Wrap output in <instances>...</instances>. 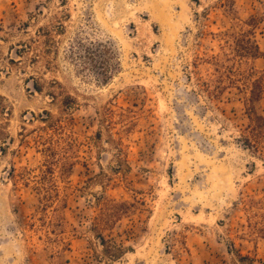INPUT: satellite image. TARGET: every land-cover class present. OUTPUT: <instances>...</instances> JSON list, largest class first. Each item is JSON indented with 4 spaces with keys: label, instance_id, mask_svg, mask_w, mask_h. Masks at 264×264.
Returning <instances> with one entry per match:
<instances>
[{
    "label": "rangeland",
    "instance_id": "obj_1",
    "mask_svg": "<svg viewBox=\"0 0 264 264\" xmlns=\"http://www.w3.org/2000/svg\"><path fill=\"white\" fill-rule=\"evenodd\" d=\"M256 79L264 0H0V264H264Z\"/></svg>",
    "mask_w": 264,
    "mask_h": 264
},
{
    "label": "trees",
    "instance_id": "obj_2",
    "mask_svg": "<svg viewBox=\"0 0 264 264\" xmlns=\"http://www.w3.org/2000/svg\"><path fill=\"white\" fill-rule=\"evenodd\" d=\"M247 43L250 44V47H252L254 49H250L249 47L243 48V47H241V45H238V46H240L242 48V50H244L245 52H248V53H253L254 52L253 55L261 54L259 46L256 43H254L251 39H248ZM234 49L237 52H242V51H240V49H237L235 47H234ZM211 59L213 61H215V63L218 64V65L221 62L219 60V58H217L216 56H213ZM224 69H226V67ZM217 72H219V74L217 76L218 79H216L215 81L219 82V83L215 85V86H218L216 91H211V88L209 87V86L214 85V83L212 81H203L202 80V83L206 87H209L208 90L211 93H213L214 95L217 94L218 91L222 90L223 86L221 85V80L227 76L225 74V71L222 70V69H217ZM228 72L230 73V70H228ZM252 72L253 71H251V73H248V75L251 76ZM253 74H254V72H253ZM239 76H244V75H242V73H240ZM229 80H230V82L234 83L238 79H237V76L235 74H233V75L229 76ZM252 84H253V87H256V88H259V89H258V91H256L254 88H251L252 96H251V98L248 99V101H251L255 97L261 96V94L264 93V88L262 87V82H261L260 79H256ZM0 98H2V97L0 96ZM2 108H4V106ZM42 119H44L45 122H48L50 124L53 123V119H52V114L51 113H47L46 119H45V117H42ZM49 139L53 141L52 138H49ZM50 140L48 142L50 145H47L48 146L47 150L51 152L52 151L51 143H53V142H51ZM100 203H101V208H103V211H102V214L98 215V217L96 218L95 228L98 230V234H99L101 243L105 247L106 256L109 259L114 260L115 258L119 257L120 254L123 253L124 246L122 244H118V243L114 242L111 238H109V239L106 238L105 235L103 234V230H104V228H106L107 226L110 225V223L112 222L113 219L118 218L119 216H121L122 213L120 211H118V210H115V209H112V208L111 209L108 208L110 206V203H109V200L106 199L105 197H104L103 202H100ZM112 204L114 206L116 205V203H112ZM240 258L247 259L249 257L240 255Z\"/></svg>",
    "mask_w": 264,
    "mask_h": 264
}]
</instances>
